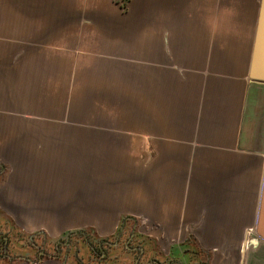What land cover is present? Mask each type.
I'll list each match as a JSON object with an SVG mask.
<instances>
[{
    "label": "crops",
    "instance_id": "crops-1",
    "mask_svg": "<svg viewBox=\"0 0 264 264\" xmlns=\"http://www.w3.org/2000/svg\"><path fill=\"white\" fill-rule=\"evenodd\" d=\"M261 3L136 0L126 17L121 0H0V214L49 237L102 238L144 215L183 263L238 264L250 237L243 264H264ZM66 88L81 96L69 108ZM112 108L149 133L147 167L127 158L142 156L139 136L119 152ZM41 254L16 264H78Z\"/></svg>",
    "mask_w": 264,
    "mask_h": 264
},
{
    "label": "rangeland",
    "instance_id": "rangeland-1",
    "mask_svg": "<svg viewBox=\"0 0 264 264\" xmlns=\"http://www.w3.org/2000/svg\"><path fill=\"white\" fill-rule=\"evenodd\" d=\"M135 1L136 0H121V10L126 15V17L127 14H130V12L132 11ZM19 85H21V79L19 81ZM95 97V112L93 111V116L95 119L100 121V118L102 117V115L100 114L101 111H99L101 109L99 107L101 103L98 102L100 97ZM62 98V104H66V107L68 106V108L70 104L74 105L79 102L77 94L74 93L72 89L70 90L68 88H66V91L63 93ZM109 105H112V107L115 106L111 102L109 103ZM72 108L74 107H71V109ZM84 112L85 111H82L80 114H78V116L80 117L82 113L84 116ZM109 112L112 113L109 115H103L104 117L109 119L110 123L108 126H106V129H108L111 134L120 131L121 135L125 139V151L119 152L122 154H126L127 156L128 152L132 153V148L130 147L136 144L133 141V136H139L141 138V142H138V152L139 154L141 153L142 156H139V158L128 156L127 158L131 166H134L135 164L138 166L142 165L144 167H147L153 160V152L149 142V133L144 130L134 131V128L132 126H129V124H127L125 121H122L120 124H118V115L116 110L112 108ZM64 113L65 117L69 116L68 109ZM25 116L27 119H30L29 115ZM32 118L34 117L32 116ZM95 127L100 130L101 124L97 123ZM4 167V165L1 166L0 164V178L5 176V170L3 169ZM108 200L110 201V203H114L116 201L113 198H109ZM94 205L95 215L92 227L101 229L100 227H96V225L98 224H103L100 223L97 218L105 219L107 217L105 213L103 214V216L97 217V205ZM119 214L121 215L122 213L119 212ZM132 215L133 216H129L131 217V219H128V221L126 222V227L123 228L122 232L115 233L113 236H108L107 238H102L101 236L95 235V233L90 230H84V233L81 232L82 230L76 233H68L62 235L61 237H49L47 235L48 228L45 226L46 224L36 227L30 226L28 228L29 230L25 231L26 229H23L15 222H11L9 219L0 214V264H16L19 260L18 256H21L22 258L30 257L31 259H37L39 257V251H42L43 254L47 256L59 255L62 261L76 262L78 264H148L149 261H152L149 264H189L188 262L183 263L181 262V260L179 261V259H177L178 255L176 254V252L172 257V255L170 254V248L175 242V238L164 236L165 231L162 230L161 223L150 222L144 215H139L138 218L134 217V214ZM110 224H113L112 220L110 221ZM178 225L179 223H174L173 226H175L176 229V226ZM84 227L85 226H82L80 227V229ZM72 229H70L69 231H74L75 229L79 228H75L74 230ZM137 230H141L143 233H145V235L143 236L145 237L144 239L140 236ZM132 233H136L137 235L135 234V237H131ZM155 235H158L159 239H162V241H157L159 239L155 238ZM149 238L154 239L153 241H151L152 246L150 249L152 251L149 249L148 251H146V253H141L139 246L150 245ZM142 242H145L146 244H143ZM251 245L252 243L250 237H246L245 239L239 241V245L237 246L238 264H243L244 254ZM5 247H7V255H3L6 254L3 252ZM156 247H158V249ZM205 256V254L201 256L203 260Z\"/></svg>",
    "mask_w": 264,
    "mask_h": 264
},
{
    "label": "water",
    "instance_id": "water-1",
    "mask_svg": "<svg viewBox=\"0 0 264 264\" xmlns=\"http://www.w3.org/2000/svg\"><path fill=\"white\" fill-rule=\"evenodd\" d=\"M261 7L264 8V0H262ZM251 79L257 80V81H264V78H258L256 76H251Z\"/></svg>",
    "mask_w": 264,
    "mask_h": 264
},
{
    "label": "flooded vegetation",
    "instance_id": "flooded-vegetation-1",
    "mask_svg": "<svg viewBox=\"0 0 264 264\" xmlns=\"http://www.w3.org/2000/svg\"><path fill=\"white\" fill-rule=\"evenodd\" d=\"M4 242H5V241H4ZM2 245H3V244H2ZM1 247H2V246H1ZM140 248H141V247H140ZM6 249H7V247L4 248V250H3L4 253H6ZM41 252H42V251H41ZM3 255H7V253H6V254H3ZM41 255H45V254H43V252H42ZM18 257H19V256H18ZM52 257H55V256H52ZM58 257H60V256L58 255ZM151 262H152V261H149L148 264L151 263Z\"/></svg>",
    "mask_w": 264,
    "mask_h": 264
}]
</instances>
